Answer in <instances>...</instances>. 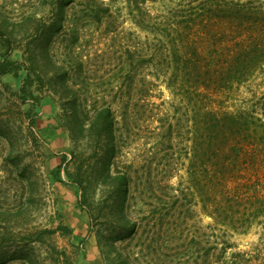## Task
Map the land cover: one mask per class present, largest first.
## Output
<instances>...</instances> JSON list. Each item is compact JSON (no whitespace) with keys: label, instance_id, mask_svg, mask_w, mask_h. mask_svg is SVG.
<instances>
[{"label":"rangeland","instance_id":"374dc122","mask_svg":"<svg viewBox=\"0 0 264 264\" xmlns=\"http://www.w3.org/2000/svg\"><path fill=\"white\" fill-rule=\"evenodd\" d=\"M238 1L0 0V264L264 263L262 225L204 209L191 93L162 49L166 23L264 0ZM223 98L261 103L264 69Z\"/></svg>","mask_w":264,"mask_h":264},{"label":"trees","instance_id":"16d2710c","mask_svg":"<svg viewBox=\"0 0 264 264\" xmlns=\"http://www.w3.org/2000/svg\"><path fill=\"white\" fill-rule=\"evenodd\" d=\"M238 2L233 0V6ZM220 11L224 15L212 10L201 23L190 18L166 23L162 49L191 93L199 162L195 186L204 196V209L216 223L246 233L255 225L264 227V99L236 111L219 100L224 103V94L231 97L264 69V1L257 11ZM241 254L220 262L239 264Z\"/></svg>","mask_w":264,"mask_h":264},{"label":"crops","instance_id":"0c3cea01","mask_svg":"<svg viewBox=\"0 0 264 264\" xmlns=\"http://www.w3.org/2000/svg\"><path fill=\"white\" fill-rule=\"evenodd\" d=\"M100 260V257L96 256V254L90 253L89 255V264L91 263H97Z\"/></svg>","mask_w":264,"mask_h":264}]
</instances>
